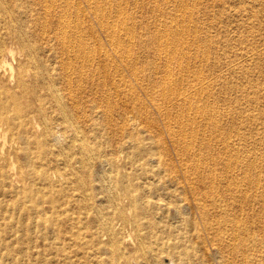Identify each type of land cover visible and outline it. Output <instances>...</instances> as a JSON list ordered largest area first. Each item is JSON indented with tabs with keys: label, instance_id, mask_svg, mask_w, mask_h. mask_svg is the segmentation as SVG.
Returning <instances> with one entry per match:
<instances>
[{
	"label": "rangeland",
	"instance_id": "obj_1",
	"mask_svg": "<svg viewBox=\"0 0 264 264\" xmlns=\"http://www.w3.org/2000/svg\"><path fill=\"white\" fill-rule=\"evenodd\" d=\"M81 1L86 8V0ZM99 1L103 2L101 6L104 10L99 11L103 15L98 13V16H102L100 17L102 22L107 20L111 27L115 26L114 28L117 29L119 35L112 34V38H117L122 43L121 45L128 49V53L131 54L128 59L130 62L132 60V65L135 62L134 67H137V70L136 68H127V70L123 65L121 66L119 58L115 57V50L109 43V40L112 39L111 34H107L108 32H106L105 28L107 23L103 22L100 24L98 22L91 34L92 28H90V23L87 21L88 17L91 16V12L87 10L83 25L84 31H86V42L92 45H97L96 40L102 42L101 53H108L112 56L114 54L116 59H111L112 61L117 60L116 62L120 67L116 64H113V67V65L108 66L104 62H99L98 72L92 75V66L85 64V70H88L92 79L88 74L89 77L82 83L81 90H78L80 101L78 100L76 109H74L75 115L77 114L76 120L82 124L81 137L84 141L87 140V143L94 150L102 153V151L106 150L105 146L108 143L115 146L124 136H135L139 142L151 143L153 141L152 146H156L157 142H159V145L154 147V153H157L155 158L163 160L165 163L184 165L185 163L191 164L196 161V158H200L205 161V164L207 163L206 167L208 168L230 170L232 175L236 174L235 176L238 177V180H241L240 186H242L243 192L240 197L232 196L230 205L233 214L240 216L246 223L244 233L246 234L247 243H245L243 250L241 247L224 250V256L225 259H231L229 264H237L238 251L241 249L247 261L254 258L256 261L264 262V0ZM43 8L45 9L44 4L36 0H22L21 9L26 10L25 17L28 20L27 23L25 21L26 27L28 31L33 29L35 35L32 39L36 45V52L42 57L39 60L44 61V64L48 66L56 68L57 64L55 61L61 56V43H59L58 38V29L60 28L57 24L56 15L54 13H45ZM124 11L125 13H123ZM118 12L119 14L116 16ZM42 28L43 30L45 29L44 34L42 33ZM186 28H188V35ZM131 31L134 32L132 33ZM94 34L95 36H93ZM163 34L167 35L166 37H169V40L165 39L166 37ZM185 38H188V40ZM5 42L8 49H12L15 53L14 55H7L5 59H0V91L5 88L12 94L20 95L22 90L17 88L16 79L11 76L9 64L15 67L22 63L24 64L27 60V52L22 51L19 44L15 41L6 39ZM126 43H129V45L127 46ZM121 53L123 54V51ZM124 53L126 54V52ZM23 64L21 68H23ZM111 70H113L114 76H112ZM120 73L122 74L121 76ZM27 80L30 83L32 82L31 78H27ZM99 82L104 84L100 85ZM110 82H113L114 85ZM94 83H96V86L93 85ZM74 84L73 89L77 90L78 81ZM201 84H205L206 87L204 86L203 89ZM173 85L176 88L172 92L186 94L185 101L176 99L167 101L166 98L168 97H166V94L169 92H165L163 95V91L168 89L169 86L174 89ZM58 86L64 90L62 79L58 82ZM84 87L85 89H83ZM139 88H142V90ZM88 89L92 91L91 94ZM103 90L104 93L102 94ZM198 96L200 99H198ZM140 103L145 104V106L141 108L139 106ZM158 104L160 107H156ZM188 105L201 108V112L205 115L201 117L195 110L187 109ZM167 110L170 112L172 119L171 117L169 119L166 118L165 111ZM174 113H177V115ZM195 113L197 118L194 115ZM182 114L183 118L180 116ZM179 116L181 119H179ZM190 116L195 118L193 124H188L190 123L188 122L189 118H191ZM182 119L183 121L180 122ZM179 126L185 129L183 134L186 135H191L192 132H195V128L199 127L202 133L198 137L202 143L200 145H189L190 148L185 149L188 145L180 142V136L171 137L174 131L179 130ZM0 129L2 130V128ZM42 130V126H38L34 131L36 138L31 139V152L35 163L33 169L27 167L28 162L24 158L21 145L16 147L19 156L10 155L8 163H3L4 172L8 173L9 178L5 177L3 186L0 185V215L5 218L4 221L0 219L1 224H3L0 229L1 247H5L1 243L2 239L9 246L20 247V249L24 250H34L29 252H42L44 258L53 257L55 258L53 261H57V264H128L126 260L129 261V264H138L139 259L133 253V250L146 234V230L136 229L132 222H129L128 217L125 223L120 221L117 225V238L122 241L121 247L125 252L124 254H126L124 257L116 258L118 261L113 259L117 250L116 247L111 248L108 245V236L104 234L92 236L91 228L87 229L88 225L86 224L91 223L94 219V214L92 213H89L90 215L86 219V215L80 214L81 211H75L77 215H82L81 221L84 222L83 227L79 230H71V224L66 221L62 223L58 231L46 229L41 235L35 231V228L29 235H24L22 231L19 233L12 231L19 227L22 218L14 207L16 205L20 207V203L24 202V200H30V202L34 200L35 202L41 197H44L45 201H48L50 197H55V200L61 203L63 200L62 195H57L55 192L49 194L43 181L33 179L34 177L31 176L35 172L40 174L41 171H48L40 163L41 160L35 157H42V152L33 144L36 141L35 139L39 140L42 138ZM58 131L60 130L58 129ZM1 140L2 137L0 138ZM226 143L227 145H225ZM161 144L163 146H160ZM151 145L138 144L129 152L130 154L132 152L135 153L136 149L145 152L150 150ZM6 151L8 152V147ZM185 151L191 154L195 153V155H187L179 160L182 158L181 154ZM147 158L151 159L152 157L148 155L144 159L139 156L137 163L133 165L127 163L119 171L126 174L131 181L138 183L140 174L143 175V172H147L142 169ZM124 159L126 158L124 157L117 165L121 167ZM12 162H15V165ZM153 164L156 163H152V166H154ZM21 178L27 179L26 183L19 182L18 180ZM0 179H2L1 176ZM51 183L54 185L59 184L56 178H53ZM87 184L90 188L94 183H91L88 179ZM49 189L51 192V187ZM58 189H60V186ZM67 191L72 194H78L79 187L75 181L70 183V188ZM229 194L231 195L232 191H229ZM99 197L96 198V203L102 207L106 203L100 200L104 197V194L100 193ZM43 213L51 214L48 202L39 204V214ZM135 213L136 210H132V216ZM139 216L143 217L145 221L159 219L163 226L179 225V228L181 227V218L179 220V217L175 216L174 211L171 210L158 211L154 208V210L150 209L146 215ZM139 235L143 236L138 239ZM211 238L213 242L217 240L214 236ZM253 238L258 241L256 244L252 243ZM94 240H99L100 244H93ZM207 246L211 248V243L209 242ZM170 260L171 255L160 253L156 264H169ZM177 262L176 260L174 263L178 264ZM248 262L250 263V261ZM245 264L248 263L245 262Z\"/></svg>",
	"mask_w": 264,
	"mask_h": 264
},
{
	"label": "bare ground",
	"instance_id": "obj_2",
	"mask_svg": "<svg viewBox=\"0 0 264 264\" xmlns=\"http://www.w3.org/2000/svg\"><path fill=\"white\" fill-rule=\"evenodd\" d=\"M36 1L44 4L45 9H43L45 10V13H54V15L57 17V24L60 28L58 29V38L60 41L59 43H61V56L55 61L57 64L56 68L48 66L47 64H44V61L39 60L42 59V57H40V54L36 52V45L32 39V37L35 35L33 29L32 31H28L26 27L25 21L27 23L28 20L26 19L27 17H25L26 10L21 9L22 0H0V59H5L7 55H14L15 53L12 49H8L7 43L5 42L6 39L15 41L19 44V47L22 51L27 52V60L24 64L22 63L23 68H21L22 64L18 65L17 67L9 64L11 76L16 79L17 88L22 90L20 95L12 94L5 88L1 89L0 91V128H2V130L0 129V138L2 137V140L0 141V176L2 177V179H0V185L3 186L5 177L9 178L8 173L4 172L3 163H8L10 160V155H16L17 157L19 156V153L16 149L18 145L23 147V155L26 162H28L27 167L33 169V165L35 163L31 152V139L36 138L34 131L38 126H42V138L39 140L35 139L36 141L33 144L42 152V157H35L41 160L40 163L42 166H45L48 171H41L40 174H36L35 172L31 176L34 177L33 179L43 181V184L47 187L46 191H48L49 194H53L55 192L57 195H62L63 200L62 203L55 200V197H50L48 201H45L44 197H41L35 202L34 200L33 202H30V200H24V202L20 203V207L18 205L14 207V209L22 218L19 227L12 231H17L18 233L22 231L24 235H29L33 228H35V231L39 232L41 235L46 231V229L58 231L62 223H65L66 221L71 224V230H79L83 227L84 222L81 221L82 215H77L75 211H81L80 214L86 215V219L89 217V213H92L94 214V219L91 223L86 224L88 225L87 229L89 230L91 228L90 232L92 236H97L99 234L108 236V245L111 248L116 247L117 250L113 259L118 261L116 258L124 257L126 254H124L125 252L121 247L122 241L117 238V225L120 221L121 223H125V221L128 220V217L129 222H132V225L136 229L146 230L144 237H142L143 235H139L138 239L141 237L142 238L138 242L137 247L133 250V253H135L137 259H139L138 264H156L160 253H167L171 255L169 264H175L174 262L176 260L178 261V264H229L231 259H225L224 250H229L235 247H241L243 250V248H245V243H247L245 238L246 234L244 233L246 223L240 216L233 214L230 205L232 196L240 197L243 192L242 186H240L241 180H238V177L235 176L236 174L232 175L230 170L229 172L227 170H217L206 167L207 163L205 164V161L200 158H196V161H193L191 164H178L179 166L176 164L172 165L165 163L163 160L161 161L160 159L155 158L157 153H154V147L158 146L159 142H157L156 146H152L153 141L151 143L139 142L135 136H124V138L115 146H112L108 143L105 146L106 150L102 151V153L101 151L94 150L93 147L87 143V140L84 141V139L81 137L82 124L76 120L77 114L75 115L74 111V109H76L75 107L80 101L78 90H81V85L86 81V78H88L89 75L91 77V74L88 73V70H85V64H90L92 66V75L98 72L97 70L99 68V62H104L105 65L108 64V66H112L113 64L118 65L116 62L117 60L112 61V59L115 60L116 58H119V61H121V66L123 65L126 69L136 68L137 70V67H134L135 62L133 63L134 65H132V60L131 62L129 61L128 58L131 54L128 53V49L122 46V43L117 38H112V34H118L117 29L114 28L115 26L111 27L109 23H107V20H103V22L105 24L107 23L106 26L104 24L106 32H108L107 34H111L112 39L109 37V39H111L109 40V43L115 50L116 58L114 57V54L112 56L108 53H101L102 42L96 40L97 45H92L86 42V31H84L83 26L87 14L86 12L87 10L91 12V16L88 17L87 21L90 23V28H92L90 31L92 34L93 30L96 28L95 25L98 22L100 24L103 23L102 19L100 18L102 16H98L99 11L104 10L101 6L103 2L101 3L99 0H86L85 8V6L82 5L81 0ZM123 13H125V11ZM99 14L103 15V13ZM116 14V16H118L119 12ZM48 16L50 17V15ZM41 30H43V28ZM44 30L42 32L43 34L45 32ZM53 31L55 32L54 27ZM186 31L188 35V28H186ZM165 34L163 35L166 37L167 35ZM93 36H95V34ZM168 38L166 37L165 39ZM186 40H188V38ZM126 44L127 46L129 45V43ZM174 47L176 46L174 45ZM122 51L123 54L121 53ZM124 52H126V54ZM167 56L166 58H168ZM114 69L116 70V68ZM112 72L113 70H111V73ZM121 75L122 74L120 73V76ZM112 76H114L113 73ZM101 77L103 78V76ZM27 78H31L32 82L30 83ZM61 79L62 84L65 87L64 90L58 86V82ZM96 79L98 80V78ZM76 81H78L79 84L76 86L77 90H74V83ZM201 82L203 83V81ZM95 84L96 83L93 85ZM111 84H113V82ZM174 85L176 86V84ZM171 86H169L168 89H164V91L162 89L163 95L165 92H169L166 94V97H168L166 98L167 101L173 99L185 101L186 94H181L180 92L175 93V91L172 92V90H175L176 87L172 89ZM202 86L204 89L205 84ZM105 87L107 88V86ZM95 88H93V90ZM83 89H85V87ZM139 89L142 90V88ZM88 90L91 94L92 91L90 89ZM103 93L104 90L102 94ZM198 99H200L199 96ZM156 103H158V101H156ZM139 106L143 108L145 104L140 103ZM156 107H160L159 104ZM187 109L192 111L195 110V112H198L200 114L199 116L201 117L205 115L201 112V108L188 105ZM165 112L166 118L169 119L171 117L170 112L168 110ZM177 113L174 114L177 115ZM194 115L196 117V113ZM180 116L183 118V114ZM192 117L189 118L188 122L190 123L188 124H193L195 122V118ZM179 119H181V117ZM182 121L183 119L180 122ZM58 129L60 131H58ZM178 129L179 130L174 131L173 134L170 130L172 134L171 137L180 136V142L188 145L185 149L190 148L191 145H200L202 143L198 137L202 133L199 127L195 128V132H189L191 135L183 134L185 129H183L181 126H179ZM138 144H143L145 146L152 145L150 150L144 152L142 150L139 151V149H136L135 153L132 152L130 154L129 151L138 146ZM225 145H227V143ZM160 146L163 145L161 144ZM7 147L8 152L6 151ZM148 155H150L152 158H147L145 161L142 169L144 171L146 170L147 172H143V175L140 174L141 176L139 177L140 180L138 183L131 181L126 174H123L121 171H119L121 168L125 167L127 163L130 165L137 163L139 156L140 158L143 157L145 159ZM181 155L182 158L179 160L183 159L187 155H195V153L191 154L190 152L185 151ZM124 157L126 159H124L121 167L118 166L117 164L122 161ZM152 163L156 164H153L154 166H152ZM12 164L15 165V162H12ZM53 178L57 179L59 182L58 185L51 183ZM88 179L91 181V183H94L90 188L87 184ZM18 181L26 183L27 179L21 178ZM73 181H75L76 185L79 187L77 195L67 191V189L70 188V183ZM59 186L60 189H58ZM49 187L52 189L51 192L49 191ZM91 189H93L95 192L92 190L94 192L93 193ZM229 191H232L231 195L229 194ZM100 193L104 194V197L100 200L106 202L102 205V207L98 206L96 203V198H100ZM44 202H48L50 204L51 214H39V204ZM154 208L158 211H164V209L174 211V215L179 217V220L181 218V227L179 228V225L163 226L159 219L154 221H145L143 217L139 216L146 215V213H149L150 209L154 210ZM132 210H136V213L133 216L131 214ZM128 212H130L129 215H127ZM0 219L2 221L5 220L2 215H0ZM1 223L2 222H0V229L1 226H3ZM212 236L217 238L215 242L211 240ZM209 242L211 243V248H208L207 246ZM257 242L258 241H256V239H252L253 244H256ZM1 243L5 245V247L2 248L0 245V264L58 263L57 261H53L55 260L53 257L44 258L42 252H29L34 250H24L20 249V247L17 248L9 246L2 239ZM93 244L99 245L100 241L94 240ZM242 250L240 249L238 251L239 255H237V264H245V262L248 264H264L263 261H256L254 258L248 260L250 261L249 263ZM113 259L112 261H114ZM126 263L129 264V261L126 260Z\"/></svg>",
	"mask_w": 264,
	"mask_h": 264
}]
</instances>
